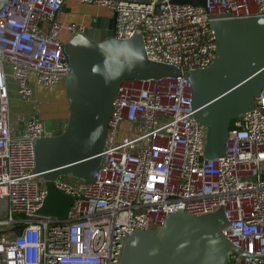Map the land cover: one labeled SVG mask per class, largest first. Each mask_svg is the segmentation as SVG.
<instances>
[{
    "label": "built area",
    "instance_id": "built-area-1",
    "mask_svg": "<svg viewBox=\"0 0 264 264\" xmlns=\"http://www.w3.org/2000/svg\"><path fill=\"white\" fill-rule=\"evenodd\" d=\"M79 1L110 11L117 38L140 32L148 59L181 71L215 59L210 15L264 12V0H206L205 7L174 0ZM64 2L7 0L0 6V264H119L134 230H154L169 213L219 208L226 220L221 234L246 254L232 251L228 261L264 264V87L253 108L231 121L223 153L207 159L206 127L194 116L183 72L123 80L92 182L59 176L55 187L73 197L67 215L39 213L47 187L34 171V140L53 134L37 110L39 101L14 124L9 80L21 101L32 99L35 85L64 83L71 68L60 31L70 36L84 29L58 20ZM17 226L20 234L13 231Z\"/></svg>",
    "mask_w": 264,
    "mask_h": 264
},
{
    "label": "water",
    "instance_id": "water-1",
    "mask_svg": "<svg viewBox=\"0 0 264 264\" xmlns=\"http://www.w3.org/2000/svg\"><path fill=\"white\" fill-rule=\"evenodd\" d=\"M173 2L205 7L206 0ZM98 24L97 20L70 35L63 45L71 68L63 83L68 107L65 129L34 140V171L47 187L39 209L43 215L64 218L73 201L55 187L59 176L92 182L102 162L113 97L123 80L183 72L191 82L194 116L206 127L207 159L223 153L231 121L253 108L264 87V12L246 18L210 15L216 57L205 68L184 71L148 59L140 32L117 38L114 17L106 34L99 35ZM225 223L221 208L201 215L169 213L154 230L136 229L124 240L119 264H231L232 251L246 254L221 234ZM21 228L13 231L20 234Z\"/></svg>",
    "mask_w": 264,
    "mask_h": 264
},
{
    "label": "crops",
    "instance_id": "crops-1",
    "mask_svg": "<svg viewBox=\"0 0 264 264\" xmlns=\"http://www.w3.org/2000/svg\"><path fill=\"white\" fill-rule=\"evenodd\" d=\"M6 1L7 0H0L1 3L0 6ZM112 17L113 14L107 9L96 6L94 4L83 3L80 2L79 0H65L62 9L57 14V18L60 22L64 24H68V23L81 24L84 27V29L88 28L92 23L98 20L99 35H101V33L106 34V31L110 30ZM60 36L64 40H66L67 38H69V33L65 29H62L60 31ZM9 84L11 88L10 89L11 100L13 99V101H16L18 97L15 92L14 83L13 81L9 80ZM34 91L37 92L35 88ZM50 91L52 92L51 89ZM34 94L35 96H33L30 101L18 100L19 104H22L23 106L22 109L20 110L18 109L19 112L23 111L22 115H26L28 112L32 111L34 108V102L39 101L41 102V104L39 105V107L37 106V110L39 111L40 115L43 118L46 119L51 118V120L53 121L56 118L60 119L61 121L65 119L64 113L60 108L61 107L60 98L57 97L58 90L54 91V94H52L47 98H41L38 97L36 93H33V95ZM10 114L12 116L11 104H10Z\"/></svg>",
    "mask_w": 264,
    "mask_h": 264
},
{
    "label": "rangeland",
    "instance_id": "rangeland-1",
    "mask_svg": "<svg viewBox=\"0 0 264 264\" xmlns=\"http://www.w3.org/2000/svg\"><path fill=\"white\" fill-rule=\"evenodd\" d=\"M34 88L36 89L37 92L34 91V93L37 94L38 97L41 98H47L49 96H51L52 94H54V91L58 90V95L57 97L60 98V108L62 109V112L64 113L65 119L64 122L67 121V117H68V107H67V100H66V96H65V89H64V84L61 83L60 85H56L54 87H51L50 89L52 90V92L50 91V89H44L41 86L35 85ZM56 94V93H55ZM35 96V94L33 95ZM18 98L16 101H13V99L11 100V112H12V121L14 122L15 125H19L23 119L25 115H22L23 111L19 112L18 109H22V104H19L18 102ZM41 104V102H39V105ZM38 105V107H39ZM44 122H45V127L48 133L50 134H59L61 133V125H62V121L60 119L56 120H51V118H44ZM125 128V126L122 127L121 131ZM124 132H121V137L124 135ZM68 180L70 181H77L75 178H73L72 176H68L67 177Z\"/></svg>",
    "mask_w": 264,
    "mask_h": 264
},
{
    "label": "flooded vegetation",
    "instance_id": "flooded-vegetation-1",
    "mask_svg": "<svg viewBox=\"0 0 264 264\" xmlns=\"http://www.w3.org/2000/svg\"><path fill=\"white\" fill-rule=\"evenodd\" d=\"M60 84H61V83H60ZM57 119H58V118H56V119H54V120H56V121H57ZM55 134H57V133H55ZM53 135H54V134H53Z\"/></svg>",
    "mask_w": 264,
    "mask_h": 264
}]
</instances>
